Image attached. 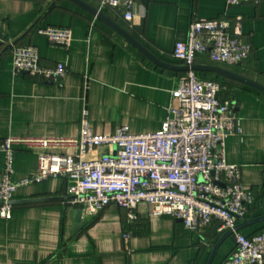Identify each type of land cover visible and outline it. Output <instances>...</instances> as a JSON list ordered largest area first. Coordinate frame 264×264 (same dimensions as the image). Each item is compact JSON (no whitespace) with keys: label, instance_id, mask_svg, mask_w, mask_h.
<instances>
[{"label":"crops","instance_id":"obj_1","mask_svg":"<svg viewBox=\"0 0 264 264\" xmlns=\"http://www.w3.org/2000/svg\"><path fill=\"white\" fill-rule=\"evenodd\" d=\"M84 1L100 10L99 0ZM105 10L173 65H182L172 51L177 41H186L193 19L238 23L252 52L232 68L220 66L264 85V0L232 6L227 0H137L131 24L117 10ZM39 25L70 28V47L52 44L36 32ZM26 44L39 48L43 65L64 63L66 75L52 81L15 72L12 48ZM197 60L215 64L208 54ZM185 72L153 62L73 0H0V142L9 136L76 137L84 107L98 134H112L120 126L134 134L155 132L166 120L172 92ZM222 87L221 97L236 103L242 126L240 133L226 138V160L240 166L243 188L254 193L246 220L258 218L264 215V94L230 78L223 79ZM37 159L35 152L16 146L12 180L34 174ZM4 167L0 151V178ZM67 185L65 178L56 177L17 189L11 218L0 216V264H208L225 233L217 222L202 232L189 231L178 219L150 216L144 202L136 220L112 204L75 233ZM262 228L264 220L241 231L252 234ZM235 245L233 235L226 237L210 264H225Z\"/></svg>","mask_w":264,"mask_h":264},{"label":"built area","instance_id":"obj_2","mask_svg":"<svg viewBox=\"0 0 264 264\" xmlns=\"http://www.w3.org/2000/svg\"><path fill=\"white\" fill-rule=\"evenodd\" d=\"M251 0H227L228 6ZM100 10H117L130 24L137 0H99ZM239 24L230 20L193 19L186 41H177L172 57L196 64L208 52L213 63L234 66L246 60L252 47L241 38ZM36 32L52 44L69 48L72 31L62 26H37ZM15 72H27L56 81L67 73L64 63L45 66L34 44L14 45ZM85 92L89 84L85 81ZM222 84L194 70L186 71L173 90V103L162 127L134 134L127 126L112 134H98L89 125L84 107L76 137L9 136L0 142L5 167L0 178V216H12L14 193L20 186L48 178L67 180L68 202L83 205L87 218L116 204L136 220L146 203L150 216L181 219L186 229L202 232L213 222L219 230H233L235 249L225 264H264V231L245 234L235 230L246 220L254 193L241 182V168L226 160L227 136L242 130L237 105L221 97ZM16 146L37 154V171L12 180ZM128 237L127 235L125 236Z\"/></svg>","mask_w":264,"mask_h":264},{"label":"water","instance_id":"obj_3","mask_svg":"<svg viewBox=\"0 0 264 264\" xmlns=\"http://www.w3.org/2000/svg\"><path fill=\"white\" fill-rule=\"evenodd\" d=\"M73 1L77 2L78 4H80L81 6L86 8L87 10H89L90 12L95 14L98 18L103 20L106 24H108L110 27H112L113 29L118 31L126 39L131 41L139 50H141V52L145 56H147L149 59H151L153 62H155L157 64L164 65L167 67H171L172 69H175V70H182V71L194 70L196 72L215 73V74L224 76L226 78H230V79H233L235 81L249 85V86L259 90L260 92H262L264 94V85L261 82L255 80V79L249 78L247 76H244L240 73H237L233 70H230V69L225 68V67L220 66V65H216V64H193V65L189 66L186 64H182V65L168 64V63L164 62L163 60H161L160 58H158L157 56H155L152 52H150V50H148L144 45L139 43L130 33H128L123 27H121L113 19L108 17L102 10H99L98 8L91 6L90 4L85 2L84 0H73ZM67 198L69 199V197H67ZM89 219L90 218L83 220V205L76 204L73 206V231L75 233L78 232L83 226H85L88 223ZM179 220L182 221L181 219H179ZM263 220H264V215L260 216L258 218L245 220L241 224H238L236 226L235 230H241L245 226H248V225H251L254 223H258V222L263 221ZM232 234H233V230H228L223 234V236L220 238V240L214 246L213 252L211 254V257H210L208 264H210L211 261L213 260L215 254H216L219 246L223 242V240Z\"/></svg>","mask_w":264,"mask_h":264},{"label":"trees","instance_id":"obj_4","mask_svg":"<svg viewBox=\"0 0 264 264\" xmlns=\"http://www.w3.org/2000/svg\"><path fill=\"white\" fill-rule=\"evenodd\" d=\"M104 11H106V10L104 9ZM200 54H208V55H209L208 52H205V53H199L198 55H200ZM198 55H197V57H196V61H198V60H197ZM234 66H236V65H234ZM234 66H227V67L232 68V67H234ZM198 73H199L200 75H201V73L206 74V75H204L205 77H213V76H214L213 78H215L216 80H218L219 82H221V84H222L223 79L226 80V77L221 76V75H218V74H215V73H211V72H198ZM228 79H229V78H228ZM247 216H248V215H247ZM261 231H264V228H262V230H260L259 232H261ZM254 233H258V232H254ZM254 233H252V234H254Z\"/></svg>","mask_w":264,"mask_h":264}]
</instances>
